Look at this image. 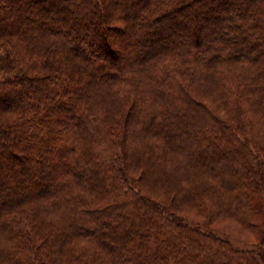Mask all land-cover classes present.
Wrapping results in <instances>:
<instances>
[{
	"label": "trees",
	"instance_id": "1",
	"mask_svg": "<svg viewBox=\"0 0 264 264\" xmlns=\"http://www.w3.org/2000/svg\"><path fill=\"white\" fill-rule=\"evenodd\" d=\"M199 2L0 0V264H264L182 215L264 216V0Z\"/></svg>",
	"mask_w": 264,
	"mask_h": 264
},
{
	"label": "rangeland",
	"instance_id": "2",
	"mask_svg": "<svg viewBox=\"0 0 264 264\" xmlns=\"http://www.w3.org/2000/svg\"><path fill=\"white\" fill-rule=\"evenodd\" d=\"M206 1L207 0H200V2L198 3L199 5H201V7H202L201 9H202V12L204 14L207 13V11L204 7V4ZM196 18H198L197 15H196ZM113 25L115 28H121L122 29L123 27H125V24L122 22V20L120 18H119V20L117 19L116 21H113ZM111 34H113V33H111ZM192 34L193 33L188 31L189 36ZM113 37H114V40L116 41V48H118L122 45L126 46V44H124V42L123 43L120 42V39H119L120 34L119 33L114 34ZM125 58L126 57L123 56V57L119 58L118 61L123 62L125 60ZM3 78H4L3 75L0 74V81H2ZM201 178L202 177L200 174L195 173L194 176L191 177V180H199ZM188 180H190V178H188ZM3 185L4 184H1V186H3ZM161 186L158 184L150 186L151 189L148 191L152 194H158V195L161 194L160 195V198L162 199L161 201L164 204L171 206L170 202H173L171 199L172 195L171 194L168 195V193L167 194L165 193V191L168 192L171 190L168 189V187H166L165 184H163ZM226 197L230 199L231 193L226 192ZM181 204H183V203H181ZM209 208H211V204L206 202V201H202L201 203H199V202L194 203L193 206H188V205L184 204V207L182 208V210H184L182 212V215L187 217L193 225L202 224L204 226V224H205L206 227L214 230L215 232L219 233L221 236L228 239L233 244V246L238 250H253L254 246L261 242V230H262L261 224L264 222V216L263 215L258 218L260 221L258 220L256 223L253 221V224H252L253 227L246 228V227L240 225L238 222L232 221V220L227 219V218L216 219V218L212 217L211 220H209L208 218H210V217L207 213ZM262 220H263V222H262Z\"/></svg>",
	"mask_w": 264,
	"mask_h": 264
}]
</instances>
